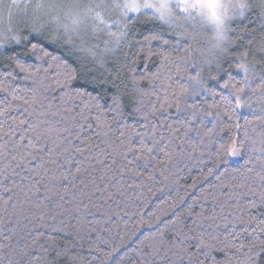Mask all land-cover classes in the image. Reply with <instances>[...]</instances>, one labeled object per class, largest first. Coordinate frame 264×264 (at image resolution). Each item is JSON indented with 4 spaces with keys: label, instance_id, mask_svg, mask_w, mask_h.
<instances>
[{
    "label": "trees",
    "instance_id": "trees-1",
    "mask_svg": "<svg viewBox=\"0 0 264 264\" xmlns=\"http://www.w3.org/2000/svg\"><path fill=\"white\" fill-rule=\"evenodd\" d=\"M263 27L201 81L149 15L102 66L0 46V264H264Z\"/></svg>",
    "mask_w": 264,
    "mask_h": 264
},
{
    "label": "rangeland",
    "instance_id": "rangeland-1",
    "mask_svg": "<svg viewBox=\"0 0 264 264\" xmlns=\"http://www.w3.org/2000/svg\"><path fill=\"white\" fill-rule=\"evenodd\" d=\"M141 15L190 43L191 65L201 81L245 32L250 17L264 25V0H0V46L32 34L84 65L102 66L121 52L128 26ZM231 154L241 157L236 147Z\"/></svg>",
    "mask_w": 264,
    "mask_h": 264
}]
</instances>
